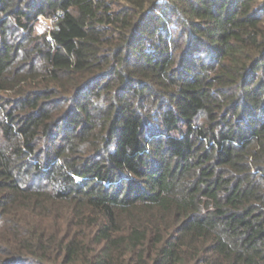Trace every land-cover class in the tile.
Wrapping results in <instances>:
<instances>
[{"label":"trees","instance_id":"16d2710c","mask_svg":"<svg viewBox=\"0 0 264 264\" xmlns=\"http://www.w3.org/2000/svg\"><path fill=\"white\" fill-rule=\"evenodd\" d=\"M0 264H264V0H0Z\"/></svg>","mask_w":264,"mask_h":264},{"label":"rangeland","instance_id":"374dc122","mask_svg":"<svg viewBox=\"0 0 264 264\" xmlns=\"http://www.w3.org/2000/svg\"><path fill=\"white\" fill-rule=\"evenodd\" d=\"M50 21L48 19H42L41 23L39 24V30H42L43 28L47 27L50 25Z\"/></svg>","mask_w":264,"mask_h":264}]
</instances>
